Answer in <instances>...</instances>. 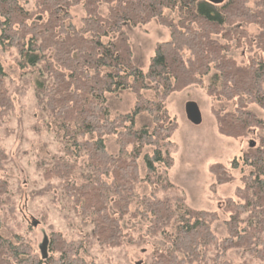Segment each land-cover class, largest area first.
I'll return each mask as SVG.
<instances>
[{"label":"trees","instance_id":"trees-1","mask_svg":"<svg viewBox=\"0 0 264 264\" xmlns=\"http://www.w3.org/2000/svg\"><path fill=\"white\" fill-rule=\"evenodd\" d=\"M76 7L83 13L79 26L71 13ZM153 20L169 38L155 46L143 70L133 62L124 28ZM248 26L259 33L249 43L248 64L239 65L227 53ZM4 53L14 59L20 83L33 86L34 104L57 145L49 162H36L45 195L54 183L85 235L65 240L50 232L43 260L28 237L4 236L0 216V264H96L86 259L93 243L135 244L122 225L132 220L144 225L140 243L145 236L169 245L154 250L147 264H231L225 254L235 248L264 263V123L254 109L264 111V0H227L221 7L198 0H36L31 10L22 0H0ZM8 78L0 61V211L10 201L1 132L15 116L17 89ZM204 78L220 134L249 144L231 163L246 173L237 201H226L222 239L212 231L215 212L191 210L182 196L167 195L176 124L164 102ZM125 92L135 95L132 110L113 114L109 99ZM226 175L224 183L232 180Z\"/></svg>","mask_w":264,"mask_h":264},{"label":"rangeland","instance_id":"rangeland-1","mask_svg":"<svg viewBox=\"0 0 264 264\" xmlns=\"http://www.w3.org/2000/svg\"><path fill=\"white\" fill-rule=\"evenodd\" d=\"M22 3L31 10L36 0H22ZM71 13L74 23L79 26L83 16L81 8H73ZM124 32L131 47L133 62L143 70L146 69L155 46L169 38L168 30L154 20L143 26H126ZM258 33L256 26H248L240 40L237 41L236 37L232 40L227 55L237 64L247 65L249 43L253 42ZM0 61L9 75L7 83L13 81L12 87L17 88L12 93L15 116L7 121L1 132V143L9 156L6 168L10 194V201L0 211L5 226L3 234L6 237H11L14 233L28 237L34 252L40 255L39 246L44 237L48 240L50 232H58L63 239L70 240L85 235V230L73 213L62 205L59 190L54 183L51 185L53 191L49 192V196L45 195L46 183L40 178L36 162H49L57 153L56 142L45 129L43 118L34 104L33 86L30 83L25 86L20 83L19 72L11 55L0 54ZM207 86V78H204L199 84L177 90L165 99L168 116L176 124L171 137L172 166L168 170L173 188L167 195L182 196L191 210L215 212L217 218L212 223V231L218 239H222L226 236L224 221L229 215L226 201H237V191L243 186V172L246 173V170L240 168L232 170L231 163L240 157L249 144L248 138L231 139L220 134L214 114V102L208 95ZM135 100L133 93L125 92L119 97L110 98L108 104L113 114L124 113L132 110ZM189 101L196 103L201 112L202 122L198 126L186 119L184 106ZM254 109L264 123V111ZM220 114L226 116L228 113L224 110ZM259 136L264 137V131ZM110 140V148L115 152L114 139ZM211 168L222 181L219 184L216 183L215 174L210 172ZM226 173L232 175V180L224 183L227 180ZM4 174L0 172V177ZM52 195L54 201L51 200ZM32 221L37 222L36 227L31 226ZM122 225L123 232L136 240L135 244L99 247L93 243L91 254L86 259L96 264H147L154 250L163 251L169 247L159 237L143 236L144 242L140 243L137 239L142 235L139 229L143 230V223L141 226L132 220L125 221ZM225 259L231 264H264L236 248L228 249Z\"/></svg>","mask_w":264,"mask_h":264},{"label":"water","instance_id":"water-1","mask_svg":"<svg viewBox=\"0 0 264 264\" xmlns=\"http://www.w3.org/2000/svg\"><path fill=\"white\" fill-rule=\"evenodd\" d=\"M224 1L225 0H207V2L212 4V5H220V4L224 3ZM184 112L186 115V119L192 125L198 126L201 124L202 116H201V112H200L196 103H194L192 101L187 102L184 106ZM31 226L36 227L37 222L32 221ZM47 245H48V240L46 237H44L41 245L39 246L40 255H41L43 260H45L47 258Z\"/></svg>","mask_w":264,"mask_h":264},{"label":"bare ground","instance_id":"bare-ground-1","mask_svg":"<svg viewBox=\"0 0 264 264\" xmlns=\"http://www.w3.org/2000/svg\"><path fill=\"white\" fill-rule=\"evenodd\" d=\"M206 2H207V0H206ZM208 3V2H207ZM208 4H210V3H208ZM223 4V3H222ZM210 5H212V4H210ZM221 5V4H220ZM215 6H218V5H215Z\"/></svg>","mask_w":264,"mask_h":264},{"label":"flooded vegetation","instance_id":"flooded-vegetation-1","mask_svg":"<svg viewBox=\"0 0 264 264\" xmlns=\"http://www.w3.org/2000/svg\"><path fill=\"white\" fill-rule=\"evenodd\" d=\"M206 2V1H205ZM211 6H215V5H211ZM216 7V6H215Z\"/></svg>","mask_w":264,"mask_h":264}]
</instances>
